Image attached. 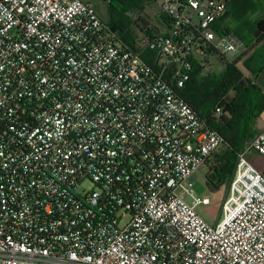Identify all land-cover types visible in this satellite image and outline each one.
<instances>
[{
	"label": "built area",
	"instance_id": "obj_1",
	"mask_svg": "<svg viewBox=\"0 0 264 264\" xmlns=\"http://www.w3.org/2000/svg\"><path fill=\"white\" fill-rule=\"evenodd\" d=\"M160 2L150 64L83 0H0V264H264V129L216 225L192 181L224 140L180 92L242 46L227 4Z\"/></svg>",
	"mask_w": 264,
	"mask_h": 264
},
{
	"label": "trees",
	"instance_id": "obj_2",
	"mask_svg": "<svg viewBox=\"0 0 264 264\" xmlns=\"http://www.w3.org/2000/svg\"><path fill=\"white\" fill-rule=\"evenodd\" d=\"M123 9L109 10L108 28L119 38L123 47L130 48L138 53L150 64L152 53L146 45L156 33L165 27H170L171 19L160 10L153 20L141 5L143 0H116ZM157 2L158 0H147ZM240 7L238 19L240 25L233 29L236 36L246 41L252 36L257 40H264V18L254 23L250 16L257 13L256 5L252 0H232ZM230 12L226 18L231 16ZM127 12H135V19L126 16ZM157 22L155 24L154 22ZM213 55L221 56L219 52ZM223 56V55H222ZM240 61V59H239ZM239 61H226V68L221 74L202 75L203 65L193 62L190 80L181 90L180 94L201 117L207 119L208 126L216 130L223 138V143L213 153L214 166H209L207 184L213 189L223 185L229 187L234 176L237 155L244 148L246 142L251 143L256 137L247 129L252 118H258L264 112V102L255 96L253 91L257 89L251 81L246 79L244 71L238 66ZM251 60L244 62L246 70L251 71ZM220 109L219 118H214L215 112ZM211 157V158H212Z\"/></svg>",
	"mask_w": 264,
	"mask_h": 264
},
{
	"label": "rangeland",
	"instance_id": "obj_3",
	"mask_svg": "<svg viewBox=\"0 0 264 264\" xmlns=\"http://www.w3.org/2000/svg\"><path fill=\"white\" fill-rule=\"evenodd\" d=\"M93 3H96V1L92 0ZM110 2H113V9L116 11H121L123 9V5H121L116 0H100L96 4L100 5V8L105 10L111 9ZM144 7L145 13L149 15L153 20L157 19L155 18L160 13V5L161 2L158 0L157 2L153 1H147L143 0L142 4ZM260 11L257 14V17H263L264 16V0L259 1ZM231 9V16L229 18V22L231 25H233L235 28L238 27L241 23V21L238 19V16L240 15V7L237 3H231L230 4ZM103 13V12H102ZM99 13L100 18L102 21L105 22V16ZM126 16L129 18L135 19V12H127ZM152 20V22H154ZM157 24V22H154ZM245 52H251L250 49H247L245 46L240 49L239 54L237 57L229 55V56H218L217 63H215L214 66H206L205 73L207 72H214V74H221L222 70H224V63L226 61H235L239 56L243 55ZM253 59V60H252ZM247 60H252L250 63L251 71L247 72L245 67L241 65L243 71L245 72L246 78L253 81L255 85H257V89H254L253 93L261 101L264 102V61L262 62L261 59V51L255 53V55H251ZM218 63L220 65H218ZM256 77H259V80L256 79ZM264 127V112L258 117V118H252L251 123L249 126H247V129L250 133V136H257ZM250 143L246 142L244 145L245 148L249 147ZM220 148V147H219ZM247 159L250 163H252L257 169L263 171L264 170V159L254 150H251L247 153ZM214 158L212 157L205 165L201 166L193 175L192 181L195 184L196 192L204 196L206 198L210 199V205L208 206H201L198 209V212L202 216V218L209 223L210 225H216L222 218V212H223V203L227 199L229 187L227 185H223L218 189H213L210 185L207 184V174L209 172V166H214ZM90 185L86 183L84 185V188H88Z\"/></svg>",
	"mask_w": 264,
	"mask_h": 264
},
{
	"label": "crops",
	"instance_id": "obj_4",
	"mask_svg": "<svg viewBox=\"0 0 264 264\" xmlns=\"http://www.w3.org/2000/svg\"><path fill=\"white\" fill-rule=\"evenodd\" d=\"M84 2H87V3H89V4H91L95 9H96V11L98 12V14L99 13H102L104 16H105V25H107L108 26V22H109V16H110V12H109V10L110 9H107V10H105V8H103V9H101L100 8V5H97L96 3L98 2V1H100V0H94V1H96V3H93L92 2V0H83ZM253 2H254V4L256 5V10H257V13H255V14H253V15H251L250 16V19L254 22V23H256V22H258L260 19H262V18H264V16L263 17H257V14H258V12L260 11V6H259V1L260 0H252ZM225 2H226V4H227V11H226V14L228 13V12H230V2H233L232 0H225ZM110 4H111V2H110ZM226 14H225V16H224V18L222 19V20H220L219 22H218V28H224L223 30L225 31V32H227V33H229V34H232V35H235V33L233 32V29L235 28L233 25H231V23L229 22V18H230V16L229 17H227L226 18ZM100 16V15H99ZM236 36V35H235ZM241 42H242V46L239 48V51H240V49L241 48H243L244 46L247 48V49H250V51L251 52H245L243 55H241V56H239L235 61H239V59H240V61H239V63H238V66L239 67H241V65H243V67H244V62L251 56V55H255V53H257V52H260L261 51V59H262V62L264 61V40H262V41H259V40H257V38L255 37V36H252V37H250L249 39H247L246 41H243L241 38H239L238 36H236ZM239 51L237 52V54H235V55H232V56H235V57H237L238 56V54H239ZM199 59V60H198ZM198 59H196V60H194V62H196L197 64H200V65H203V67H204V70H203V72H202V75H213L214 74V72L212 73V72H207V73H205V68H206V66H214L215 65V63H217V60H218V55H210V56H208L207 58H205L204 60H201V58H198ZM253 60V59H252ZM251 60V61H252ZM248 61V60H247ZM231 62H233V61H231ZM218 65H220L219 63H218ZM224 65V70H225V68H226V63H224L223 64ZM241 69H242V67H241ZM224 70H222V72L224 71ZM247 72H250V71H248L247 70ZM244 76H245V72H244ZM245 78H246V76H245ZM246 79H248V78H246ZM256 79L257 80H259L260 78L259 77H256ZM249 80V79H248ZM251 81V80H250ZM259 82H260V80H259ZM253 83V81H251V84ZM253 85H255L254 83H253ZM256 87H258L257 85H255ZM263 129H264V127H263Z\"/></svg>",
	"mask_w": 264,
	"mask_h": 264
}]
</instances>
